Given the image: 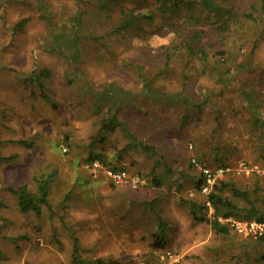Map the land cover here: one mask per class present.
<instances>
[{"label": "rangeland", "instance_id": "obj_1", "mask_svg": "<svg viewBox=\"0 0 264 264\" xmlns=\"http://www.w3.org/2000/svg\"><path fill=\"white\" fill-rule=\"evenodd\" d=\"M260 1L211 0L203 11L207 26L199 46L214 54L228 38L219 69L229 71L221 79L212 64L205 74L184 71L192 65L183 59L165 66L162 46L180 38L159 29L162 19L149 27L148 40L126 33L92 40L129 8L121 1L102 15L92 0H0V158H13L0 161V264H264V241L246 239L230 226L228 235H218L190 211L191 202L205 204L208 196L196 188L194 155L206 158L200 166L210 170L216 156L223 157L229 167L218 184L228 180L254 196L258 190L255 202L264 207V139L252 125L264 112V23L244 16L257 18ZM79 11L86 14L80 33L89 37L72 61L53 43ZM233 14L239 19L232 30L218 32ZM181 19L164 15V21ZM44 68L52 78L42 80L43 87L27 81ZM187 91L190 106L155 99ZM247 98L261 109H251ZM114 115L124 130L101 134ZM145 145L153 151L139 149ZM91 153L104 156V167L125 168L145 184L115 186L101 173L95 177ZM242 164L250 174L239 172ZM49 177L42 215L20 213L7 188L26 184L35 192V180ZM153 177L162 179L159 189ZM152 202L154 210L147 206ZM206 206L197 216L212 221L214 210ZM160 222L166 246L156 250Z\"/></svg>", "mask_w": 264, "mask_h": 264}, {"label": "trees", "instance_id": "obj_2", "mask_svg": "<svg viewBox=\"0 0 264 264\" xmlns=\"http://www.w3.org/2000/svg\"><path fill=\"white\" fill-rule=\"evenodd\" d=\"M78 2L82 0H76ZM93 3L97 4L99 10L102 11V15H111L110 6H118L121 2L124 3L128 9H124L121 12L120 20L111 26L110 22H106V32L101 37H91V39L96 41L103 40H112L114 38H118L121 36H125L124 34H131L130 39H149L150 32L149 27L154 26V24L162 19L161 25L159 29L161 30H171L177 35V38H180L178 42L175 40L170 42V45L162 46L161 50L164 54L165 66H169V63H176L179 60H187L188 65H192V67L186 66L184 71H194L199 72L201 74H205V68L212 64L213 68H217L220 71L221 79L227 76V71L219 69V64L221 61L225 60L227 56V37L222 39L221 47L222 50L209 54V52L203 47L199 46V42L204 37V27L207 26L206 21L203 16V11H205L206 7H209L211 0H92ZM119 3V4H118ZM253 5L252 8H254ZM258 17L255 18L252 15V12L248 15H244L245 18L251 19L252 21L264 23V0L260 1L259 11H256ZM88 14H91V10H88ZM178 15L181 20L174 23V21H164V15ZM85 12L79 11V13L74 14L70 20V27L66 31H60L54 37L53 49H57L65 55H68V58L72 61H78L80 56V44L82 40L87 39L89 36L81 34L80 31L83 29V24L85 22ZM101 15V16H102ZM99 17V15L97 14ZM100 16V17H101ZM160 16V17H159ZM107 20L110 19V16H106ZM232 19L222 22L219 27H217L218 32H230L232 27H234L235 20L239 19L238 15H231ZM106 20V21H107ZM26 24V21H21L16 29H21ZM200 28V29H198ZM53 29V28H52ZM197 29V30H196ZM181 30L186 34L188 31L189 37H184L183 33H180ZM194 30V32H193ZM218 60H217V59ZM232 69V68H231ZM161 73V72H160ZM52 78V72L48 68H44L43 70L33 72L28 78L27 81L31 83L39 84L43 87L41 83L42 80H49ZM148 88V84L146 85ZM114 92V91H113ZM188 92V91H187ZM155 99L158 101H167L171 105H176L179 103H184L186 106H190L191 98L190 93L188 94H179L176 96H172L170 98L161 99L160 96H155ZM254 100L247 98V104L250 105L251 109L260 110L262 106L255 105ZM264 107V106H263ZM255 129L261 130V136L264 139V112L259 113L257 118L253 120L252 123ZM121 128L124 130V124L119 120V118L114 115L108 118L106 123L102 124L100 129V133L109 132L113 133L116 129ZM20 144L26 148H31L32 144L23 141ZM261 151L264 152V144L261 147ZM141 149L144 152L153 151V147L151 146H141ZM204 157H199V155H194L191 158V167L196 169L195 164L202 163L201 160ZM12 157L8 158H0V161H10ZM206 159V158H204ZM89 161H99L105 165V158L101 154H90ZM160 162H157L159 164ZM213 165L215 169H223L224 171L229 167V164H226L223 157L216 156L214 159ZM206 167H211L210 165H206ZM113 171H126L123 169L110 168ZM200 178L197 181L196 188L201 191L202 185L205 183V176L202 172L199 171ZM52 177V176H51ZM51 177L49 178H40L36 179V191L32 192L28 185L24 184L19 186L18 188H7V192L17 200V207L20 213H34L36 216L42 215L43 207L48 205L47 198L50 191ZM143 179V177L139 176ZM150 183L155 188H160L162 186V179L153 177L150 180ZM220 184V185H219ZM218 182L212 187V191L209 192L207 196V201L205 204H199L196 202H191L190 211L192 213L193 219L199 222H207L211 225L213 231L218 235H228L230 232L229 224L226 222H222L221 220H230L236 219V221L241 222H256L259 224H264V207L261 208L256 202L255 198L258 190L255 191L256 195L251 194L250 191L246 189L237 188L231 181L224 180L222 182ZM142 186V185H140ZM139 187V186H138ZM136 187V188H138ZM156 202V201H155ZM149 203L150 208L154 210V203ZM211 207L214 210L213 220L209 221L205 219V217L201 214L197 216V211H203L207 209V206ZM221 219V220H220ZM1 222H0V232H1ZM166 227L163 222L159 224V234L156 236V243L154 247L156 250H162L165 248V234ZM251 241H264V234L259 236L258 238H246ZM4 258V255L0 252V259ZM94 264H122L117 261L111 260H102L98 259L94 262Z\"/></svg>", "mask_w": 264, "mask_h": 264}, {"label": "built area", "instance_id": "obj_3", "mask_svg": "<svg viewBox=\"0 0 264 264\" xmlns=\"http://www.w3.org/2000/svg\"><path fill=\"white\" fill-rule=\"evenodd\" d=\"M193 162L195 164V167L205 176L204 178L205 183L202 185L200 192L204 195H206L207 193L209 194L208 191L212 189L213 185L216 184L219 177L222 176L225 173V171L221 168L210 170L209 168L200 166V164L196 163L195 161ZM90 167L93 170V175L95 177H97L98 174L101 173L105 178H107L110 181L111 184L115 186L126 185L136 188L140 185L145 184L144 180L139 176H131L125 171H117V172L113 171L108 167H104V165L98 161L93 162ZM238 170L242 174H247V175L250 174V171L246 168L244 164H242ZM227 223L238 234L246 238L249 237L256 239L264 234V224H259L254 221L241 222L230 219Z\"/></svg>", "mask_w": 264, "mask_h": 264}]
</instances>
